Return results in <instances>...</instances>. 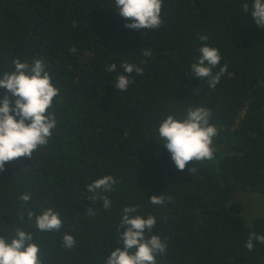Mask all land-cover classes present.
<instances>
[{
    "label": "trees",
    "instance_id": "trees-1",
    "mask_svg": "<svg viewBox=\"0 0 264 264\" xmlns=\"http://www.w3.org/2000/svg\"><path fill=\"white\" fill-rule=\"evenodd\" d=\"M253 2L163 0L161 26L135 30L125 27L115 0H0V78L15 70V59H40L59 90L48 143L0 172V236L10 242L17 228L33 233L43 264H105L123 248V209L135 206L136 215L156 219L146 235L166 243L157 264H264V244L246 247L253 232L264 236V217L247 220L234 198L246 192L264 199V28L251 17ZM205 44L221 56L214 74L227 65L215 88L190 68ZM125 63L143 74L134 72L120 91L114 85L127 75ZM6 94L0 89V101ZM196 106L210 110L217 129L213 158L181 171L158 128ZM106 175L118 181L104 193L108 210L87 190ZM153 195L164 203H150ZM48 208L62 220L58 232H41L35 216L28 220V211ZM66 233L76 241L72 249L63 246Z\"/></svg>",
    "mask_w": 264,
    "mask_h": 264
},
{
    "label": "clouds",
    "instance_id": "clouds-1",
    "mask_svg": "<svg viewBox=\"0 0 264 264\" xmlns=\"http://www.w3.org/2000/svg\"><path fill=\"white\" fill-rule=\"evenodd\" d=\"M162 3L163 0H115L118 15L128 21L125 27L135 30L158 29L162 23ZM243 10L246 13L249 11L247 3L243 5ZM251 17L259 27L264 28V0H254ZM198 39L207 41L208 36L200 35ZM199 52L197 62L190 66L191 72L200 80L207 79L209 87L215 88L222 74L227 71V65L214 74L213 69L221 60L219 50L205 44L200 47ZM143 55L150 56L151 52L145 50ZM13 63L15 70L4 73L0 78V89L7 90L0 101V172L5 170L6 162L20 157L31 159L34 151L48 143L52 129L56 127L55 115L49 109L53 106L54 98L59 95V90L53 85L45 63L40 59L31 64L15 59ZM122 67L127 75H118L114 86L117 90L125 91L132 83L131 75L134 72L142 75L143 69L129 63ZM115 70V64H110L107 68L109 72ZM10 97L15 98L14 106ZM210 118L209 109L196 106L188 109L184 119L168 115L160 124L158 133L162 144L178 170L183 171L189 162L213 158L212 142L217 129L210 124ZM189 172L193 174L195 168H190ZM116 183L118 181L111 175L93 181L87 185V190L91 193L88 199L94 203L102 201L103 208L110 209L111 201L104 193L113 191ZM30 199V194L20 196L23 202ZM149 201L153 205H160L164 203V197L153 195ZM135 213V206L123 209L117 229H123L118 237L123 248L112 251L105 264H157L156 257L165 253L166 243L158 235H146L152 232L156 219L152 216L144 218ZM87 214L91 216L95 213L89 208ZM34 216L36 228L41 232H58L62 228L59 213L52 208L42 211L40 215L28 211L29 221ZM33 241V233L19 228L15 230L10 242L0 236V264H43L39 245ZM253 241L264 244V236H258L255 232L250 235L246 244L250 251L254 248ZM62 242L67 249H72L76 243L74 237L67 233L63 235Z\"/></svg>",
    "mask_w": 264,
    "mask_h": 264
},
{
    "label": "rangeland",
    "instance_id": "rangeland-1",
    "mask_svg": "<svg viewBox=\"0 0 264 264\" xmlns=\"http://www.w3.org/2000/svg\"><path fill=\"white\" fill-rule=\"evenodd\" d=\"M234 198L243 203V214L247 220H251L256 216L264 217V199L259 194L239 192Z\"/></svg>",
    "mask_w": 264,
    "mask_h": 264
}]
</instances>
